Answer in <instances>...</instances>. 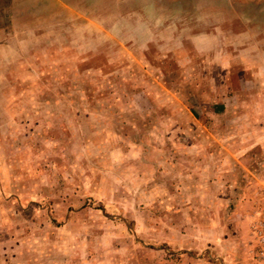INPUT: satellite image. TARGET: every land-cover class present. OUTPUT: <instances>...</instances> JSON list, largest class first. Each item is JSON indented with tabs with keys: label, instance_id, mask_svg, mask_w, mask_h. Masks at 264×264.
I'll list each match as a JSON object with an SVG mask.
<instances>
[{
	"label": "rangeland",
	"instance_id": "rangeland-1",
	"mask_svg": "<svg viewBox=\"0 0 264 264\" xmlns=\"http://www.w3.org/2000/svg\"><path fill=\"white\" fill-rule=\"evenodd\" d=\"M77 2L0 0V264H248L263 35Z\"/></svg>",
	"mask_w": 264,
	"mask_h": 264
},
{
	"label": "crops",
	"instance_id": "crops-1",
	"mask_svg": "<svg viewBox=\"0 0 264 264\" xmlns=\"http://www.w3.org/2000/svg\"><path fill=\"white\" fill-rule=\"evenodd\" d=\"M57 3L68 1L72 4L71 8L73 16H79V12L74 10L79 0H55ZM91 3L92 11L109 10L112 13L113 9L126 8L135 3V13L137 17L144 15L147 9L152 10L153 18L159 14L161 7H166L168 14L176 16L177 8L184 9V12H189V24H195L192 28L200 27L204 33H223L227 29V24L231 19V24L240 25L241 33L248 34L261 33L264 39V1L258 5L247 0H88ZM91 1V2H90ZM166 3V5L164 4ZM163 3V4H161ZM64 5V4H62ZM114 7V8H113ZM163 11V10H162ZM157 14V15H156ZM155 15V16H154ZM207 26H213L207 32ZM138 27V26H137ZM141 29L144 25H139ZM148 28V26H146ZM188 27V25H186ZM149 31L153 32L154 27ZM145 30L143 29L142 32ZM234 31V30H233ZM255 43V40H250L249 44ZM260 44L263 42H257ZM255 46V45H254Z\"/></svg>",
	"mask_w": 264,
	"mask_h": 264
},
{
	"label": "built area",
	"instance_id": "built-area-1",
	"mask_svg": "<svg viewBox=\"0 0 264 264\" xmlns=\"http://www.w3.org/2000/svg\"><path fill=\"white\" fill-rule=\"evenodd\" d=\"M248 237V264H264V185L257 192Z\"/></svg>",
	"mask_w": 264,
	"mask_h": 264
}]
</instances>
